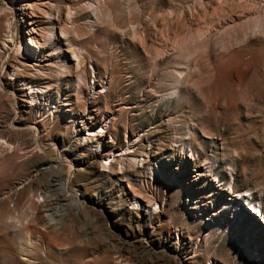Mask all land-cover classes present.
Returning a JSON list of instances; mask_svg holds the SVG:
<instances>
[{
  "label": "rangeland",
  "instance_id": "374dc122",
  "mask_svg": "<svg viewBox=\"0 0 264 264\" xmlns=\"http://www.w3.org/2000/svg\"><path fill=\"white\" fill-rule=\"evenodd\" d=\"M0 264H264V0H0Z\"/></svg>",
  "mask_w": 264,
  "mask_h": 264
},
{
  "label": "bare ground",
  "instance_id": "6f19581e",
  "mask_svg": "<svg viewBox=\"0 0 264 264\" xmlns=\"http://www.w3.org/2000/svg\"><path fill=\"white\" fill-rule=\"evenodd\" d=\"M32 24V23H31ZM30 23L28 24V25H31ZM11 26H12V24H8V26H7V29H9V37H11L12 36V34L10 33L11 32ZM34 32V30H32L31 31V33H33ZM7 34V33H6ZM11 39V38H10ZM28 43L29 44H31V45H33V41L31 40V38H29V40H28ZM36 49H37V47H35ZM37 52V51H36ZM80 132H82V131H80ZM87 135V133L86 134H83L82 135V138L84 139L83 141H85V139H86V136ZM58 158V160L61 162V159L59 158V157H57ZM70 166V170H69V174H68V178H70V176H71V174H72V172H73V167L71 166V165H69ZM199 175H201V174H199ZM198 175V176H199ZM69 192H72L71 190L69 191ZM242 197H244V196H242ZM241 197V198H242ZM245 198V197H244ZM251 210H252V212L255 214V215H259L260 214V209H259V206L257 207V206H252V208H251Z\"/></svg>",
  "mask_w": 264,
  "mask_h": 264
}]
</instances>
